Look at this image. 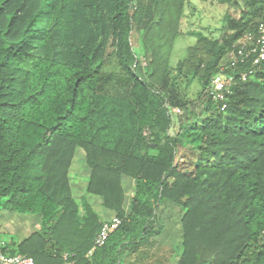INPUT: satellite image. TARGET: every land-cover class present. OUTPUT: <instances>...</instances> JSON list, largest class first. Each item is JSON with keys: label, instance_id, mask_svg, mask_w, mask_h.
Here are the masks:
<instances>
[{"label": "trees", "instance_id": "16d2710c", "mask_svg": "<svg viewBox=\"0 0 264 264\" xmlns=\"http://www.w3.org/2000/svg\"><path fill=\"white\" fill-rule=\"evenodd\" d=\"M216 1L239 15L226 11L221 35L199 32L171 65L189 0H0V242L5 222L25 226L4 251L35 264H65V253L167 264L154 239L167 202L182 210L177 264H264V60L229 65L264 0ZM223 65L235 76L226 107L208 92ZM191 106L171 132L174 109ZM78 148L87 193L121 219L99 247L104 219L73 193Z\"/></svg>", "mask_w": 264, "mask_h": 264}, {"label": "rangeland", "instance_id": "374dc122", "mask_svg": "<svg viewBox=\"0 0 264 264\" xmlns=\"http://www.w3.org/2000/svg\"><path fill=\"white\" fill-rule=\"evenodd\" d=\"M226 11L236 15H239L240 13L237 6L221 4L216 0H189L186 4L180 26L181 33L175 39L171 49V65H176L181 59H184L187 56L188 48L196 43L199 32L212 36L221 35L225 30L222 27V19ZM191 31L194 32L190 33ZM131 39L134 50L142 56V44L139 41L137 33L133 32ZM192 90H195V87H192ZM195 108L196 107L191 106L189 113L182 110L175 111L173 115L174 126L171 129V132H175L180 124L187 121L191 117ZM74 158H79L80 164H75V171L78 169L79 173L76 176L74 175V178L72 179L73 182L77 179L79 181L76 182H82V187L78 190L73 187L75 192L74 196L80 203L84 198L91 202L90 197L94 194H88L86 191L90 174L84 149L78 148ZM181 215V208L174 204L163 203V205L160 206L159 219L164 228V233L160 239L172 244L177 255L180 254L182 249ZM24 229V224L19 220L5 222L1 229L2 240L10 241L11 239H14L15 241H18L24 236ZM176 258L178 257L176 256ZM170 264H177L176 259Z\"/></svg>", "mask_w": 264, "mask_h": 264}, {"label": "built area", "instance_id": "2783aa9c", "mask_svg": "<svg viewBox=\"0 0 264 264\" xmlns=\"http://www.w3.org/2000/svg\"><path fill=\"white\" fill-rule=\"evenodd\" d=\"M264 60V20H261L255 30L246 32L241 38H239L234 44V50L230 53L229 65L236 67L239 63L245 64L251 61L253 65H259ZM227 67L223 65L220 71L212 76L211 83L208 88L209 94L216 101L223 102V107H226V95L230 93L231 86L235 83V76L227 74L225 69ZM251 71H241L239 78L242 81L248 79V75ZM179 109H174L178 111ZM121 224V219L114 215L111 219L104 220L103 225L95 238L96 246H103L110 232L116 229ZM5 241L0 242V264H35L34 259L25 254H11L4 251L3 246ZM71 255L69 253L64 254L65 264H74V261L70 260Z\"/></svg>", "mask_w": 264, "mask_h": 264}, {"label": "crops", "instance_id": "0c3cea01", "mask_svg": "<svg viewBox=\"0 0 264 264\" xmlns=\"http://www.w3.org/2000/svg\"><path fill=\"white\" fill-rule=\"evenodd\" d=\"M79 162H80L79 161V158L73 160L72 167H71V171H70L72 187H74L76 190H78L80 187H82V182H80V183L79 182H76V181H79L78 179L73 182V179H72V178H74V175L76 176L79 173V170L78 169H77V171H75V164H80ZM89 174H90V169H89ZM74 188H73V193L75 194ZM91 196L92 197H90V201H91L90 203L93 205L94 209L102 215V218L104 220L111 219L115 215L113 211H111L109 209H106L102 205V199L99 196H97V195H91ZM165 203H167V202H165ZM159 210H160V207H159L158 213H157L158 218H160L159 217ZM160 223H161V221H160ZM163 233H164V228H163V231H162V233L160 235L154 236V239H156L158 241V243H160V244L164 245L165 247H167L168 252H170L168 254H171V257L169 258L167 264H170L175 259L177 261L178 258H176V256L178 257L179 255L176 254V252L174 250L175 248H174V246L172 244H170L169 242H164V241H162L160 239V237L162 236Z\"/></svg>", "mask_w": 264, "mask_h": 264}]
</instances>
